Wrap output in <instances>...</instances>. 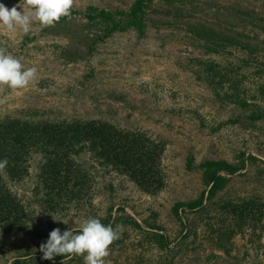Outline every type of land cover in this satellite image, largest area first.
Segmentation results:
<instances>
[{"label": "rangeland", "instance_id": "374dc122", "mask_svg": "<svg viewBox=\"0 0 264 264\" xmlns=\"http://www.w3.org/2000/svg\"><path fill=\"white\" fill-rule=\"evenodd\" d=\"M148 1L142 37L132 30L115 33L97 42L92 52L88 47L98 31L86 26L85 8L126 10L134 0H74L75 14L61 27L34 23L27 34L0 28L2 47L25 67L37 68L28 87L0 89V120L23 119L27 113L58 121L104 120L165 143L161 192L145 194L125 175L88 162L91 191L57 215L48 214L41 203L37 175L42 160L33 155L28 175L7 183L26 208L27 229H0V264H66L42 258L39 246L50 231L78 230L87 217L102 221L110 210L112 218L130 215L142 227L124 226L122 241L110 246L106 259L111 264H264V235L257 224L233 236L229 254L215 245L222 202L255 200L264 214V98L258 93L264 86V0ZM0 3L11 9L20 0ZM198 24L249 43L252 52L239 46L223 55L206 52L191 31ZM199 59L236 68L234 78L246 91L240 96L247 107L229 101L225 89L216 93L204 84L197 77ZM242 153L256 161L248 160L243 171L230 176L201 211L179 218L173 214L176 203L196 200L205 190L201 171L187 169L189 156L197 166L206 160L232 163ZM150 226L161 228L154 232L166 237L167 248L147 237Z\"/></svg>", "mask_w": 264, "mask_h": 264}, {"label": "trees", "instance_id": "16d2710c", "mask_svg": "<svg viewBox=\"0 0 264 264\" xmlns=\"http://www.w3.org/2000/svg\"><path fill=\"white\" fill-rule=\"evenodd\" d=\"M148 0H134L126 10L99 9L94 5L85 8L83 16L86 26L97 30L98 35L88 51L92 52L96 43H102L115 33L135 31L139 37L145 33V20L148 13ZM75 11H71V18ZM70 18V19H71ZM61 20L51 28L61 27L69 22ZM199 41L203 42L206 52L223 55L232 47L239 46L252 52L247 42L224 33H216L202 25L191 29ZM30 40V39H27ZM0 47H2L0 38ZM199 67V79L216 93L225 89L229 101L245 108L242 99L246 91L240 89L239 81L234 78L236 68L220 67L214 62L195 63ZM258 93L264 98V86L258 87ZM25 118H4L0 120V159L7 158L8 166L0 172V229L7 232H24L27 229V211L21 199L7 185L8 180L20 182L28 175L29 160L33 155L42 161L38 168V185L42 188V205L48 214L57 215L67 210L75 201L77 203L91 191L92 178L87 173L86 164L92 162L106 170L125 175L137 188L148 195H156L165 185V175L161 167L165 143L149 136L146 132L122 129L104 120L65 119L51 120L38 118L35 113L25 114ZM252 115V119H260ZM28 118V119H27ZM36 118V119H34ZM86 159V160H85ZM248 160L256 161L253 156L245 158L242 153L237 161L229 163L224 160H206L194 165L192 156L187 158V169L201 171V183L205 190L196 200L178 202L173 206V214L179 218L180 213H196L203 209L204 201L212 200L224 189L229 177L245 169ZM110 171V170H109ZM224 174V175H223ZM7 179V180H6ZM186 209V210H185ZM119 211H124L118 208ZM219 222L222 229H217L216 247L229 254L227 245L235 234L248 225H258L264 235V214L262 204L255 200L241 202H222L219 208ZM103 224H123L142 231L140 224L130 215L113 217L111 210L101 221ZM184 227V226H183ZM159 226H150L144 231L147 237L160 249L167 248L166 237L154 232ZM120 243L122 240H117ZM82 256H56L54 260H65L66 264H81ZM43 262L39 258L30 257ZM24 263L26 260H23Z\"/></svg>", "mask_w": 264, "mask_h": 264}, {"label": "clouds", "instance_id": "9594fccd", "mask_svg": "<svg viewBox=\"0 0 264 264\" xmlns=\"http://www.w3.org/2000/svg\"><path fill=\"white\" fill-rule=\"evenodd\" d=\"M73 5L74 0H20L19 4L9 9L0 3V28L10 33L22 31L27 34L34 23L41 27H53L61 18H71ZM18 8L22 11H18ZM36 76V67H25L21 59L0 47V89H24ZM3 102L0 100V103ZM7 166V158L0 159V172ZM123 228V224L105 225L99 218L89 216L79 223L78 230H51L39 250L45 260L68 255L82 256L84 264H111L106 258L110 255V246L121 238Z\"/></svg>", "mask_w": 264, "mask_h": 264}]
</instances>
